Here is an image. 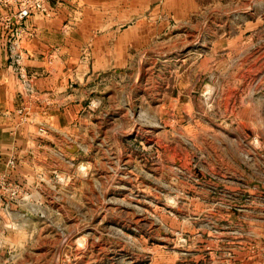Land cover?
Masks as SVG:
<instances>
[{
	"label": "rangeland",
	"instance_id": "rangeland-1",
	"mask_svg": "<svg viewBox=\"0 0 264 264\" xmlns=\"http://www.w3.org/2000/svg\"><path fill=\"white\" fill-rule=\"evenodd\" d=\"M48 11L59 97L28 68L0 116V264H264V0Z\"/></svg>",
	"mask_w": 264,
	"mask_h": 264
},
{
	"label": "crops",
	"instance_id": "crops-1",
	"mask_svg": "<svg viewBox=\"0 0 264 264\" xmlns=\"http://www.w3.org/2000/svg\"><path fill=\"white\" fill-rule=\"evenodd\" d=\"M43 14L36 13L25 22V29L31 33V37L27 36L24 38L22 36L20 50L25 57L23 64L26 69L29 68L35 74V85L39 93L38 97L41 101H48L51 97L54 100L59 97L57 91L62 82L60 78L63 77L59 75V65L56 64L57 59L53 58V53L56 51H54V46L50 41L55 33L54 18L49 17L50 12L45 14L46 16ZM16 29L22 30V28ZM10 32L0 25V116L3 118H7L6 113L8 112H11L14 118L16 116L15 109L22 107L27 109L29 107L27 105L28 94L26 87L10 60L9 45L10 37L12 36ZM51 101L49 106L45 107L49 109L55 107L56 105ZM39 111L41 114L45 113L44 107L40 108ZM0 124H3L2 131L7 130L9 132L12 129L7 123ZM4 144V141L1 142L0 148H3ZM10 144L7 143L5 146L8 147Z\"/></svg>",
	"mask_w": 264,
	"mask_h": 264
},
{
	"label": "built area",
	"instance_id": "built-area-1",
	"mask_svg": "<svg viewBox=\"0 0 264 264\" xmlns=\"http://www.w3.org/2000/svg\"><path fill=\"white\" fill-rule=\"evenodd\" d=\"M36 13H49L48 0H0V25L11 31L12 35L9 45L10 60L26 89L29 86L30 77L23 64L22 56L24 55L20 45L23 37L30 35L25 29V22ZM16 28H22V30Z\"/></svg>",
	"mask_w": 264,
	"mask_h": 264
}]
</instances>
